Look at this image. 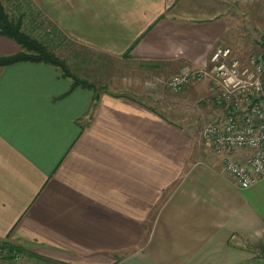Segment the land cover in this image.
<instances>
[{"label": "crops", "instance_id": "1", "mask_svg": "<svg viewBox=\"0 0 264 264\" xmlns=\"http://www.w3.org/2000/svg\"><path fill=\"white\" fill-rule=\"evenodd\" d=\"M184 1L38 0L52 51L97 99L49 64L0 67V240L33 254L0 264H264V179L239 188L149 94L86 75L104 83L90 59L128 50L152 66L207 67L228 21ZM19 52L0 34V57Z\"/></svg>", "mask_w": 264, "mask_h": 264}, {"label": "rangeland", "instance_id": "2", "mask_svg": "<svg viewBox=\"0 0 264 264\" xmlns=\"http://www.w3.org/2000/svg\"><path fill=\"white\" fill-rule=\"evenodd\" d=\"M1 1L11 13L14 7L20 6L25 12L24 28L26 31L49 43L52 27H50L48 11L42 10L38 0ZM184 2H187L185 6L191 9L189 11L197 9L200 14L204 11L202 10L204 8H216L222 17H226L228 21L226 32L223 39L216 46L219 44L229 45L237 55L242 56L264 52V0H185ZM120 44L122 45V43ZM93 45L95 46V44ZM98 45L104 47L107 44ZM49 47L52 48L50 43ZM129 52L128 50L122 56L90 59L92 61H90V65L96 66L89 71L96 73V68H99L100 78L104 76L105 81L101 83V81L93 78L94 75L86 74L89 77L88 79H93L98 86H104L108 89L119 88L121 83L127 87L129 86V88H138L140 94H149L148 96L154 101L152 105L155 108L160 107L162 112L179 120L191 129L193 136L201 145L205 143L208 146L199 137V129L205 122L223 116L226 112L225 106L221 102H217L212 95L213 93L210 92L212 83L210 78L199 74L200 76H193L176 89L170 85V82L172 78L186 71H208L209 64L207 67L185 68L181 71L175 70V66L171 68L169 66L163 67L159 62L152 66L154 61L132 59ZM167 68H170L169 71ZM113 69L121 74L124 80L116 78L111 72ZM171 70L175 71L172 73ZM77 76L80 77V75ZM113 77L116 78V83H112ZM133 89L129 90V93L135 94L136 92ZM30 258L31 256L26 253H18L12 262L18 260L29 262ZM1 259L2 257L0 261ZM29 263L33 262L30 261Z\"/></svg>", "mask_w": 264, "mask_h": 264}, {"label": "built area", "instance_id": "3", "mask_svg": "<svg viewBox=\"0 0 264 264\" xmlns=\"http://www.w3.org/2000/svg\"><path fill=\"white\" fill-rule=\"evenodd\" d=\"M209 66L205 72L178 74L170 85L176 89L199 74L210 78V92L226 112L205 122L199 137L221 157L236 185L245 189L264 179V52L242 56L229 45L219 44L209 56ZM235 150L245 154L230 157Z\"/></svg>", "mask_w": 264, "mask_h": 264}, {"label": "trees", "instance_id": "4", "mask_svg": "<svg viewBox=\"0 0 264 264\" xmlns=\"http://www.w3.org/2000/svg\"><path fill=\"white\" fill-rule=\"evenodd\" d=\"M25 12L16 6L12 13L9 12L0 0V34L14 39L20 46V52L9 57H0V67L20 61L41 62L56 67L60 74L72 81V86H82L93 90L94 101L97 99V89L93 83L78 77L67 62L56 55L49 47L47 41L26 31L24 28ZM0 253L2 259L13 260L18 253H26L32 257V253L25 249L24 245L14 244L8 240H0ZM0 257V258H1Z\"/></svg>", "mask_w": 264, "mask_h": 264}]
</instances>
